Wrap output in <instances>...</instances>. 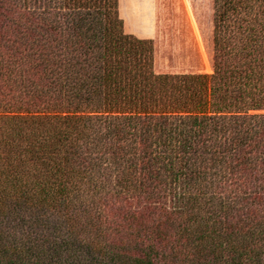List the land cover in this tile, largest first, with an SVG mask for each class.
Returning <instances> with one entry per match:
<instances>
[{"label": "trees", "instance_id": "obj_1", "mask_svg": "<svg viewBox=\"0 0 264 264\" xmlns=\"http://www.w3.org/2000/svg\"><path fill=\"white\" fill-rule=\"evenodd\" d=\"M212 1L156 74L150 0H0V264H264V0Z\"/></svg>", "mask_w": 264, "mask_h": 264}, {"label": "rangeland", "instance_id": "obj_2", "mask_svg": "<svg viewBox=\"0 0 264 264\" xmlns=\"http://www.w3.org/2000/svg\"><path fill=\"white\" fill-rule=\"evenodd\" d=\"M160 35L153 40L156 74H210L213 70V1L150 0Z\"/></svg>", "mask_w": 264, "mask_h": 264}, {"label": "crops", "instance_id": "obj_3", "mask_svg": "<svg viewBox=\"0 0 264 264\" xmlns=\"http://www.w3.org/2000/svg\"><path fill=\"white\" fill-rule=\"evenodd\" d=\"M121 9L124 11V9H125L124 4H121ZM147 20H148V21H146L147 26L145 25L146 29H145L143 34L136 33L135 31H132L130 29H129V32L136 33L141 37L152 38L153 40L156 39L157 37H159L158 35H160L159 34L160 33V27H159V25H157V22H154L153 17L151 19H147Z\"/></svg>", "mask_w": 264, "mask_h": 264}]
</instances>
